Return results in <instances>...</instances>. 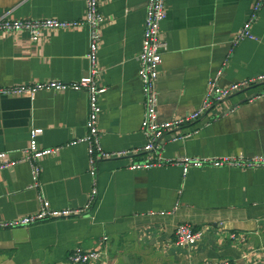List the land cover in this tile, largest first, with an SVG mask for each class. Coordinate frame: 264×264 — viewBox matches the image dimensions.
<instances>
[{
    "label": "crops",
    "instance_id": "obj_1",
    "mask_svg": "<svg viewBox=\"0 0 264 264\" xmlns=\"http://www.w3.org/2000/svg\"><path fill=\"white\" fill-rule=\"evenodd\" d=\"M254 1L167 0L161 24L167 49L156 83L160 119L197 109L209 79L218 73L223 87L264 73V2L250 27L256 39L232 44ZM146 3L100 0L104 24L98 80L107 87L101 98L100 144L107 152H138L98 159L97 196L86 214L0 229V264H201L220 259L264 264V167L204 165L185 175L177 164L130 168L146 159L139 151L146 138L137 76ZM85 8V0H0V18L80 20ZM88 43L87 27L43 30L37 41L22 30L4 33L0 87L78 80L88 72ZM263 92L264 83H257L224 98L182 127V137H164L160 155L264 157ZM87 116L84 90L0 95V152L19 160L31 129L40 131L41 148L60 147L37 161V186L25 160L0 171V221L35 212L40 198L54 209L85 206L93 180L88 145L69 143L85 135ZM181 223L202 232L195 244L175 245V229ZM76 247L97 249L101 258L73 263L69 255Z\"/></svg>",
    "mask_w": 264,
    "mask_h": 264
},
{
    "label": "built area",
    "instance_id": "obj_2",
    "mask_svg": "<svg viewBox=\"0 0 264 264\" xmlns=\"http://www.w3.org/2000/svg\"><path fill=\"white\" fill-rule=\"evenodd\" d=\"M264 0H255L252 5L251 13L245 25L237 32L232 44L236 45L241 39H256L252 34L250 27L258 17L260 8ZM85 14L80 20L61 21L53 18L44 19H11L9 17L0 18V36L4 33L15 31H26L31 40L37 41L40 32L43 30H57L87 27L89 30V43L86 53L88 62V72L85 76L71 82H62L59 80H47L35 83H24L0 87V95H26L33 97L39 91L65 90H84L88 94V116L85 122L86 133L84 136L74 139L69 144L73 145L79 142H85L88 145L89 154V173L93 177L92 190L88 201L81 209H54L44 198L39 199L37 210L31 214L22 215L11 220L0 221V229H10L22 226H28L40 221L86 214L97 196L96 187V163L98 159L130 157L138 151H115L107 152L100 144L99 135V117L102 112L101 98L107 91V87L98 80L100 67L98 63V50L102 38V27L104 17L100 11V0H85ZM167 16V0H147L145 17L143 22V36L141 49L138 55L139 68L137 76L142 86L144 96V113L141 121V130L146 138V143L139 150L146 153V159L137 161L130 165L131 169H141L152 167L159 164H177L182 167L183 175L192 167H202L204 165L212 166H235L239 168L264 167L263 156H246L238 153L233 156L200 158L183 156L176 159H165L160 155L161 140L166 136H172L173 139L182 137L180 129L188 124L202 118L208 111L224 98L247 89L254 84L264 83V73L255 75L249 79L232 83L228 86L218 84V75L209 79L205 98L201 105L194 111L184 116H177L172 119H160L158 115V92L157 79L160 74V65L162 63V54L167 49V44L161 35V24ZM264 96V92L262 93ZM40 131L31 129L28 145L22 150L19 160L11 159L5 152H0V171L9 169L20 160H25L31 165V172L34 185H38V176L40 168L37 161L48 154L54 153L60 147L41 148L37 137ZM189 133L187 135H191ZM163 213V212H161ZM202 232L192 228L191 225L181 223L175 229V245L185 246L193 245L201 237ZM235 237V235H232ZM106 239V237L104 238ZM101 252L97 249H83L76 247L69 255L73 263H87L101 258ZM201 264H230L228 259L216 261H206Z\"/></svg>",
    "mask_w": 264,
    "mask_h": 264
},
{
    "label": "bare ground",
    "instance_id": "obj_3",
    "mask_svg": "<svg viewBox=\"0 0 264 264\" xmlns=\"http://www.w3.org/2000/svg\"><path fill=\"white\" fill-rule=\"evenodd\" d=\"M262 84V83H261ZM224 100V99H223ZM57 146V145H56ZM43 148V147H42ZM49 148V147H48ZM61 150V149H60ZM56 154V153H55ZM41 159V158H40ZM132 162H134V161H132ZM5 170V169H4ZM88 201V200H87ZM94 203V202H93ZM233 240V239H232Z\"/></svg>",
    "mask_w": 264,
    "mask_h": 264
},
{
    "label": "water",
    "instance_id": "obj_4",
    "mask_svg": "<svg viewBox=\"0 0 264 264\" xmlns=\"http://www.w3.org/2000/svg\"><path fill=\"white\" fill-rule=\"evenodd\" d=\"M161 143L163 142V140L160 141Z\"/></svg>",
    "mask_w": 264,
    "mask_h": 264
}]
</instances>
